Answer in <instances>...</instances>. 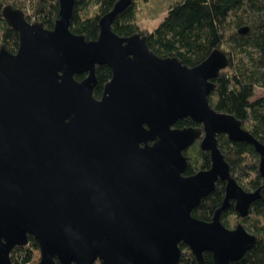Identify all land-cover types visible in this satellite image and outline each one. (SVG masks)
Listing matches in <instances>:
<instances>
[{
    "label": "water",
    "instance_id": "95a60500",
    "mask_svg": "<svg viewBox=\"0 0 264 264\" xmlns=\"http://www.w3.org/2000/svg\"><path fill=\"white\" fill-rule=\"evenodd\" d=\"M58 2L52 30L10 5L2 12L19 45H0V264L30 236L39 264H181V245L199 264L207 252L213 264L239 262L257 238L242 224L227 229L221 214L234 202L248 217L261 192L233 180L216 137L251 144L263 179L264 146L209 104L226 53L187 67L140 34L118 36L113 21L133 0H119L86 41L70 31L75 0ZM103 65L112 78L97 100ZM187 118L201 128L173 127ZM199 140L211 167L185 176L184 152ZM217 181L226 197L213 220L192 217Z\"/></svg>",
    "mask_w": 264,
    "mask_h": 264
},
{
    "label": "trees",
    "instance_id": "16d2710c",
    "mask_svg": "<svg viewBox=\"0 0 264 264\" xmlns=\"http://www.w3.org/2000/svg\"><path fill=\"white\" fill-rule=\"evenodd\" d=\"M30 14L24 12L23 0H0V45L10 53H16L18 33L7 25L2 12L9 5L22 10L26 19L52 30L59 18L58 0H27ZM119 0H75L70 31L83 36L86 41L98 39L99 20L108 14ZM92 8L93 14L87 10ZM164 21L153 32L140 29L135 2L115 18L113 33L122 37L140 34L145 37L149 49L162 59L178 57L185 66L195 67L216 49L226 53L229 65L213 80L216 87L211 93L210 106L220 114L235 117L252 137L264 146V97L252 100L259 88L264 91V0H175L170 4ZM247 28L246 33H240ZM84 75L75 76L77 81ZM98 85L94 96L101 93L104 84L111 80L108 66L96 69ZM174 128H201L191 119H182ZM218 147L228 162L231 177L245 192L260 190V199L255 201L249 216L242 218L235 204L221 215L227 229L244 225L257 241L251 251L239 262L232 264H264V179L261 177L260 156L248 143L231 142L218 135ZM202 140L185 150L189 166L185 176H192L211 167L210 154L200 149ZM226 183L217 181L214 192L201 200L192 212V217L202 222H211L214 214L226 197ZM181 264H199L186 245H181ZM39 246L29 237L26 247H17L10 253L11 264H39L36 253ZM203 264H213L212 254L204 253ZM56 264L58 262L56 261Z\"/></svg>",
    "mask_w": 264,
    "mask_h": 264
},
{
    "label": "rangeland",
    "instance_id": "374dc122",
    "mask_svg": "<svg viewBox=\"0 0 264 264\" xmlns=\"http://www.w3.org/2000/svg\"><path fill=\"white\" fill-rule=\"evenodd\" d=\"M175 0H133L135 2L137 16L136 21L139 28L142 30H147L153 32L164 20V17L167 14L169 5L174 3ZM25 8L24 12L29 15L31 6L27 0H23L21 3ZM92 8H89L87 12L89 15H92ZM255 97L252 100L257 98L264 97V91L262 89H257L255 91ZM37 260L40 259L39 252L36 253Z\"/></svg>",
    "mask_w": 264,
    "mask_h": 264
},
{
    "label": "flooded vegetation",
    "instance_id": "af4514ba",
    "mask_svg": "<svg viewBox=\"0 0 264 264\" xmlns=\"http://www.w3.org/2000/svg\"><path fill=\"white\" fill-rule=\"evenodd\" d=\"M85 77H86V75L83 77V79H85ZM83 79H82V80H83ZM82 80H80V81H82ZM109 81H110V80H109ZM109 81H108V82H109ZM97 85H98V83H97ZM97 85H96V87H97ZM104 85H105V84H104ZM104 85H103V87H102V90H101V93L99 94V96H97V97L94 96L95 99H97V100H101V96H102V93H103V91H104ZM96 87H95V88H96ZM94 93H95V90H94ZM254 192H255V191H254ZM230 203H231V202H230ZM233 204H234V202H233Z\"/></svg>",
    "mask_w": 264,
    "mask_h": 264
}]
</instances>
